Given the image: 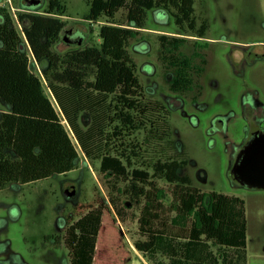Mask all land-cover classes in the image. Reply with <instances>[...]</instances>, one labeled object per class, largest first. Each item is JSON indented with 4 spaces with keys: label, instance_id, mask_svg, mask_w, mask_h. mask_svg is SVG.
<instances>
[{
    "label": "rangeland",
    "instance_id": "374dc122",
    "mask_svg": "<svg viewBox=\"0 0 264 264\" xmlns=\"http://www.w3.org/2000/svg\"><path fill=\"white\" fill-rule=\"evenodd\" d=\"M23 1L0 0V9L12 17V25L22 35L23 48L29 55L30 69L41 77L45 94L63 117L43 77L45 63L33 58L23 36L24 25L17 18L25 11L48 14L49 0H41L35 9L25 7ZM90 1L61 0L63 12L50 14L65 21L63 32L70 28L84 31L83 44L100 47L99 27L107 19L87 18ZM193 7L197 25L202 22L207 25L203 37L187 28L180 29L170 11L153 7L147 11L145 26L136 28L138 32L127 46L136 63L144 96L161 101L169 111L170 135L163 140L152 138L146 125L131 133L124 131L123 138L117 140L122 144L115 145L117 149L129 147L133 155L130 169L138 166L153 172L152 164L158 158H186L187 164L178 172L187 174L193 185L203 191L241 197L246 217V246L225 247L209 240L194 250L184 251L185 238L165 237L158 240L153 250H138L134 241L148 239L138 230L140 205L113 192V197L118 195L115 202L124 207L119 219L109 195L115 178L110 171L100 170L99 157H87L64 120L78 150L74 168L33 182L10 183L0 189V253L11 252L5 258L14 259V264H69L68 250L61 239L66 218L69 215L77 218L73 214L75 206L88 203L96 194L111 206L102 218L104 257L98 264H264V189L244 186L231 173L251 128L258 126L264 132V0H194ZM114 21L134 27L126 20L123 8L116 12ZM160 33L189 37L179 51L192 56L193 63L199 62V57L192 55L194 45L205 54L207 61L200 77L202 89L197 98H194L198 95L196 86L183 93L170 90L175 68L162 63ZM68 47L61 38L53 49L62 52ZM9 109V104L0 99V117ZM78 120L86 128L91 115L82 110ZM156 179L164 189V204L174 205L173 185L164 177ZM122 184L119 181L117 185L122 187ZM68 190L74 193L68 195ZM175 214L174 209L169 213L173 219ZM176 221L182 223V219Z\"/></svg>",
    "mask_w": 264,
    "mask_h": 264
},
{
    "label": "trees",
    "instance_id": "16d2710c",
    "mask_svg": "<svg viewBox=\"0 0 264 264\" xmlns=\"http://www.w3.org/2000/svg\"><path fill=\"white\" fill-rule=\"evenodd\" d=\"M193 3L194 0H91L87 18L107 19L99 27L100 47L81 43L69 45L62 52L54 51L53 46L62 38L65 21L50 14L63 12L61 0L48 1V14L19 13L23 36L33 58L45 63L43 77L63 117L45 94L41 77L30 69L29 55L23 48L22 35L12 25V17L0 9V99L10 106L0 117V189L74 168L78 150L65 120L87 157H99L100 170L110 171L115 178L109 195L119 219L124 207L115 202L118 195L113 197V192L140 205L138 230L148 239L134 241L138 250H153L158 240L165 237L185 238L184 251L194 250L209 240L225 247L244 248L246 217L241 197L203 191L193 185L187 174L178 172L187 164L186 158H158L150 172L138 166L130 169L133 155L129 147L117 149L122 144L117 140L123 138L124 131L131 133L146 125L152 138L163 140L170 135L169 111L161 101L144 96L127 46L138 32L136 28L145 26L147 11L153 7L170 11L180 29L187 28L203 37L207 25H197ZM120 8L134 27L114 21ZM188 40L185 35H158L163 65L175 68L170 90L183 93L196 86L197 98L207 59L196 45L192 55L199 57L198 63H193L192 56L182 54L179 49ZM82 110L91 115L86 128L78 120ZM155 177H164L173 185L174 205L164 204V189ZM119 181L123 182L122 187L117 185ZM111 206L94 194L88 203L75 206L73 214L77 218L67 216L61 239L68 250L69 264L101 263L102 218ZM173 209L176 220L182 219L181 224L169 215Z\"/></svg>",
    "mask_w": 264,
    "mask_h": 264
},
{
    "label": "water",
    "instance_id": "95a60500",
    "mask_svg": "<svg viewBox=\"0 0 264 264\" xmlns=\"http://www.w3.org/2000/svg\"><path fill=\"white\" fill-rule=\"evenodd\" d=\"M41 0H24L23 5L35 9ZM84 31L67 29L62 33V39L68 45H79L85 40ZM232 177L240 184L250 188L264 189V132L258 126H253L249 136L231 168ZM72 195L74 190L66 191Z\"/></svg>",
    "mask_w": 264,
    "mask_h": 264
},
{
    "label": "flooded vegetation",
    "instance_id": "af4514ba",
    "mask_svg": "<svg viewBox=\"0 0 264 264\" xmlns=\"http://www.w3.org/2000/svg\"><path fill=\"white\" fill-rule=\"evenodd\" d=\"M257 53H255V55H256ZM262 54H264V53H262ZM259 54H257V56H258ZM262 56V55H261ZM9 254H11V252H9V251H6V252H1L0 253V264H14L13 262H14V259H12V258H5V256L6 255H9Z\"/></svg>",
    "mask_w": 264,
    "mask_h": 264
},
{
    "label": "built area",
    "instance_id": "2783aa9c",
    "mask_svg": "<svg viewBox=\"0 0 264 264\" xmlns=\"http://www.w3.org/2000/svg\"><path fill=\"white\" fill-rule=\"evenodd\" d=\"M8 2L11 3L10 0H8Z\"/></svg>",
    "mask_w": 264,
    "mask_h": 264
}]
</instances>
